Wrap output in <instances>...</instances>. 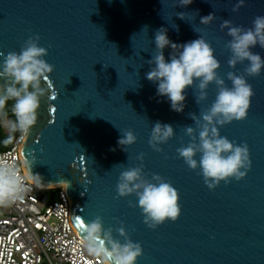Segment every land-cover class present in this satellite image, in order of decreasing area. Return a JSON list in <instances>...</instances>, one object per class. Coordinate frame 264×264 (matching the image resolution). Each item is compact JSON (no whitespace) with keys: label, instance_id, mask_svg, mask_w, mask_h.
I'll return each instance as SVG.
<instances>
[{"label":"water","instance_id":"1","mask_svg":"<svg viewBox=\"0 0 264 264\" xmlns=\"http://www.w3.org/2000/svg\"><path fill=\"white\" fill-rule=\"evenodd\" d=\"M236 3L0 0V52H19L29 36L39 35V46L48 51L44 59L54 66L51 88L42 82L48 95L41 99L38 123L21 155L23 161L35 157L31 172L39 174L41 185L65 190L70 221L80 236L85 221L99 216L115 238L124 240L115 231L122 221L128 238L141 244L137 264H264V69L258 76L245 75L255 93L247 118L219 128L221 136L248 145L251 169L240 181L221 182L214 190L205 185L199 168L191 170L178 158L176 149L190 140L184 126L195 127L189 113L199 115L210 107L217 86L209 85L208 97L199 105L197 90L189 87L183 112H176L167 97L157 94V84L146 78L154 66L147 61L155 55V33L164 28L177 45L203 36L220 62V77L230 87L227 73L243 74L247 62L229 67L231 53L225 45L231 37L220 24L230 20L250 28L256 16H264V0H245L233 12ZM181 12L184 19L177 15ZM209 14L217 18L200 24ZM251 50L264 58L258 44ZM172 52L170 46L164 49L166 60ZM52 93L55 100L48 98ZM156 122L174 128V137L160 145L163 152L148 144ZM124 130L137 137L125 151L118 143ZM140 153L145 154V176H162L180 194L181 216L155 230L144 224L138 206H129V201L136 203L135 195L119 197L116 191L120 172L139 166Z\"/></svg>","mask_w":264,"mask_h":264},{"label":"clouds","instance_id":"2","mask_svg":"<svg viewBox=\"0 0 264 264\" xmlns=\"http://www.w3.org/2000/svg\"><path fill=\"white\" fill-rule=\"evenodd\" d=\"M192 2L179 0V5L187 6ZM244 5L245 0H237L232 11L236 12ZM177 15L184 19L185 13ZM216 18L214 14H209L201 17L200 24L209 25ZM220 28L222 31L227 29V35L231 37L225 45L231 53L229 67L235 68L238 63L247 62L243 74L227 73L230 87L220 77V62L213 47L203 36L177 45L169 40L164 28L155 33V55L147 61L154 66L146 73V78L157 84V94L167 97L171 109L176 112H183L185 93L189 87L197 90L195 102L199 105L207 99L209 85L214 83L217 86L216 97L210 107L201 110L199 115L189 113L195 127L184 126V133L190 140L186 146L176 149L178 158L183 159L189 169H200L199 174L210 190H214L221 182L227 185L233 179L240 181L251 169L248 145L237 144L221 136L219 128L247 118L255 93L245 75L258 76L264 69V58L251 50L257 44L264 49V16H256L250 28L234 26L230 20H223ZM39 40V35L29 36L19 52L11 51L7 55L0 52V57H4L0 65V127L7 133L3 140L5 145L13 143L17 133L21 140L29 137L38 123L41 99L48 95V89L42 87V82L48 83L51 88L49 79L54 66L44 59L48 51L39 46ZM169 46L173 52L170 60H166L164 49ZM48 98L55 100L56 94L52 93ZM121 134L118 143L124 151L126 146L137 142L133 131L124 130ZM173 137L174 128L171 124L156 122L148 144L153 151L163 152L160 145ZM144 155L140 153L136 157L141 162L139 166L120 172L116 191L119 197L135 195L136 203L129 201V206H138L144 224L155 230L167 221H177L181 216L180 194L162 176L152 174L150 179L145 176ZM35 163L34 156L31 159L25 157L24 167L28 173L25 176L17 163L0 158V207L6 208L23 200L31 190L27 181H32L34 185L41 184L39 174L31 172ZM85 222L80 244L88 256L99 260L100 264H137L143 254L142 246L128 238L122 221L119 222L121 227L115 231L124 237L123 242L113 236V229H105L101 217Z\"/></svg>","mask_w":264,"mask_h":264},{"label":"built area","instance_id":"3","mask_svg":"<svg viewBox=\"0 0 264 264\" xmlns=\"http://www.w3.org/2000/svg\"><path fill=\"white\" fill-rule=\"evenodd\" d=\"M25 139L18 136L0 158L17 163L26 176L21 155ZM27 183L31 190L23 200L0 207V264H100L80 244L65 190L56 188L60 191L53 197L50 188Z\"/></svg>","mask_w":264,"mask_h":264},{"label":"trees","instance_id":"4","mask_svg":"<svg viewBox=\"0 0 264 264\" xmlns=\"http://www.w3.org/2000/svg\"><path fill=\"white\" fill-rule=\"evenodd\" d=\"M11 103H12V102L10 101V102H9V108H10V106H11ZM10 115H11V114H10ZM6 136H7L6 131H5L2 127H0V152L9 149V148L12 146V144L14 143V142H13V143H11V144L5 145V144L3 143V140L5 139ZM18 136H19V133L16 134V137H18ZM59 191H60V189H51L50 194H51L53 197H56Z\"/></svg>","mask_w":264,"mask_h":264},{"label":"bare ground","instance_id":"5","mask_svg":"<svg viewBox=\"0 0 264 264\" xmlns=\"http://www.w3.org/2000/svg\"><path fill=\"white\" fill-rule=\"evenodd\" d=\"M40 185H41V184H40ZM41 186H43V187H45V188L54 187V186H47V185H41Z\"/></svg>","mask_w":264,"mask_h":264},{"label":"rangeland","instance_id":"6","mask_svg":"<svg viewBox=\"0 0 264 264\" xmlns=\"http://www.w3.org/2000/svg\"><path fill=\"white\" fill-rule=\"evenodd\" d=\"M2 215V210H1V208H0V216Z\"/></svg>","mask_w":264,"mask_h":264}]
</instances>
